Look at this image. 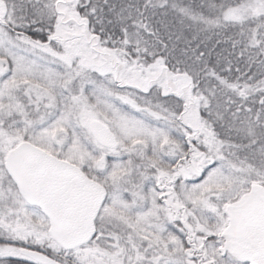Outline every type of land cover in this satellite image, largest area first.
<instances>
[{"label":"snow or ice","instance_id":"snow-or-ice-1","mask_svg":"<svg viewBox=\"0 0 264 264\" xmlns=\"http://www.w3.org/2000/svg\"><path fill=\"white\" fill-rule=\"evenodd\" d=\"M0 264H264V0H0Z\"/></svg>","mask_w":264,"mask_h":264}]
</instances>
